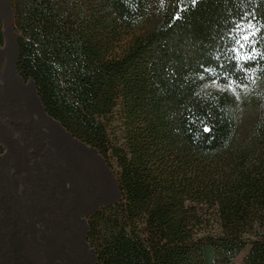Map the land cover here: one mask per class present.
I'll list each match as a JSON object with an SVG mask.
<instances>
[{
    "label": "trees",
    "instance_id": "16d2710c",
    "mask_svg": "<svg viewBox=\"0 0 264 264\" xmlns=\"http://www.w3.org/2000/svg\"><path fill=\"white\" fill-rule=\"evenodd\" d=\"M9 5L17 75L113 165L95 264H264V0Z\"/></svg>",
    "mask_w": 264,
    "mask_h": 264
},
{
    "label": "rangeland",
    "instance_id": "374dc122",
    "mask_svg": "<svg viewBox=\"0 0 264 264\" xmlns=\"http://www.w3.org/2000/svg\"><path fill=\"white\" fill-rule=\"evenodd\" d=\"M0 34V264H95L86 218L119 200L113 165L63 134L17 75L9 0Z\"/></svg>",
    "mask_w": 264,
    "mask_h": 264
},
{
    "label": "water",
    "instance_id": "95a60500",
    "mask_svg": "<svg viewBox=\"0 0 264 264\" xmlns=\"http://www.w3.org/2000/svg\"><path fill=\"white\" fill-rule=\"evenodd\" d=\"M10 10H11V12H12L11 7H10ZM30 82H31L32 85L34 86L33 81L30 80ZM34 88H35V86H34ZM38 100H39V99H38ZM39 102H40V101H39ZM40 104H41V103H40ZM41 107H42V105H41ZM42 109H43V107H42ZM43 112L45 113L44 109H43ZM45 115L47 116V118H48L52 123H54V124L60 129V131H61L63 134H65L69 139L73 140L77 145H79L80 147H82V148H84V149L90 150V151H92V152H94V153H98L95 149H93V148H91V147H88V146L85 145L84 143H81V142L78 141L77 139L73 138V137H72L67 131H65V129H64V128H63L58 122H56L54 119H52L51 117H49L46 113H45Z\"/></svg>",
    "mask_w": 264,
    "mask_h": 264
},
{
    "label": "snow or ice",
    "instance_id": "6c2138e0",
    "mask_svg": "<svg viewBox=\"0 0 264 264\" xmlns=\"http://www.w3.org/2000/svg\"><path fill=\"white\" fill-rule=\"evenodd\" d=\"M248 26H249V27H252L251 24H249ZM257 31H259V29H257ZM252 35H255V33H252ZM242 39H243L244 41H247V40L249 39V36H247V35H246V36H243ZM237 43H239V40H237ZM241 46H243V45H241Z\"/></svg>",
    "mask_w": 264,
    "mask_h": 264
}]
</instances>
